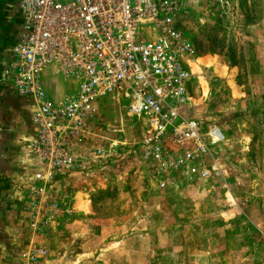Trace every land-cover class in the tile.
<instances>
[{"label": "rangeland", "instance_id": "obj_1", "mask_svg": "<svg viewBox=\"0 0 264 264\" xmlns=\"http://www.w3.org/2000/svg\"><path fill=\"white\" fill-rule=\"evenodd\" d=\"M176 1L178 26L195 49L186 114L204 131L218 127L224 134L213 149L222 176L172 173L165 187L155 186L141 161L144 122L108 95L99 103L94 132L118 139L117 153L86 174L57 177L51 198L59 207L45 228L67 233L70 214L82 224L74 209H92L85 222L91 228L90 264H264V0H230L224 10L199 0ZM51 69L43 80L53 78ZM60 84L52 82L49 97L70 91ZM20 116L13 106L10 148L0 159V225L6 215L22 223L30 219L12 189L20 173L12 164L13 143L23 132ZM5 198L13 203L7 211Z\"/></svg>", "mask_w": 264, "mask_h": 264}, {"label": "built area", "instance_id": "obj_2", "mask_svg": "<svg viewBox=\"0 0 264 264\" xmlns=\"http://www.w3.org/2000/svg\"><path fill=\"white\" fill-rule=\"evenodd\" d=\"M199 1L221 10L230 4ZM178 12L176 0H16V37L4 79L22 115L12 160L20 173L12 189L29 212L30 228L54 219L59 204L51 185L60 174H86L116 155L118 139L94 132L99 103L108 95L144 122L141 161L155 186L165 187L172 173L222 176L213 149L224 134L218 127L204 131L186 114L195 49L178 26ZM49 66L53 78L43 80ZM52 82L70 91L51 98ZM45 254L30 247L20 253L21 264H40Z\"/></svg>", "mask_w": 264, "mask_h": 264}, {"label": "crops", "instance_id": "obj_3", "mask_svg": "<svg viewBox=\"0 0 264 264\" xmlns=\"http://www.w3.org/2000/svg\"><path fill=\"white\" fill-rule=\"evenodd\" d=\"M20 130L22 131L21 128ZM9 148L10 140L8 139L5 149ZM15 192L19 194L17 191ZM12 205V201H7L5 198L2 208L7 211ZM78 207L83 208L80 203ZM74 210L80 215L82 224H77L79 221L75 220L77 219L76 216L70 214L67 227H65L67 233H61L62 228H55L51 232L46 230L47 225L42 227L40 232H37L28 227L29 225L25 220L22 223L6 215L4 225H0V264H21L20 253L34 246L46 249V254L41 258L40 264H90L89 261L93 253L91 237L88 236V233L91 228L85 222L87 218H90L89 214H91L92 209L89 213L78 208Z\"/></svg>", "mask_w": 264, "mask_h": 264}, {"label": "flooded vegetation", "instance_id": "obj_4", "mask_svg": "<svg viewBox=\"0 0 264 264\" xmlns=\"http://www.w3.org/2000/svg\"><path fill=\"white\" fill-rule=\"evenodd\" d=\"M16 0H0V159L8 141L7 131L13 105L9 99L8 87L4 79L6 58L11 45L15 42L16 29L14 7Z\"/></svg>", "mask_w": 264, "mask_h": 264}, {"label": "bare ground", "instance_id": "obj_5", "mask_svg": "<svg viewBox=\"0 0 264 264\" xmlns=\"http://www.w3.org/2000/svg\"><path fill=\"white\" fill-rule=\"evenodd\" d=\"M192 71V70H191ZM88 204V203H87ZM89 206V205H88ZM85 208V207H84ZM86 211L87 212H90V208H86Z\"/></svg>", "mask_w": 264, "mask_h": 264}]
</instances>
